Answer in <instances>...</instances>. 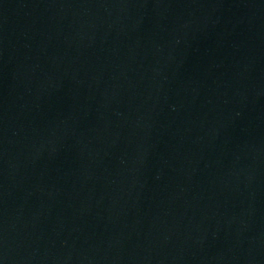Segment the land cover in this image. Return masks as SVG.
I'll return each mask as SVG.
<instances>
[{"label": "water", "instance_id": "1", "mask_svg": "<svg viewBox=\"0 0 264 264\" xmlns=\"http://www.w3.org/2000/svg\"><path fill=\"white\" fill-rule=\"evenodd\" d=\"M0 264H264V0H0Z\"/></svg>", "mask_w": 264, "mask_h": 264}]
</instances>
